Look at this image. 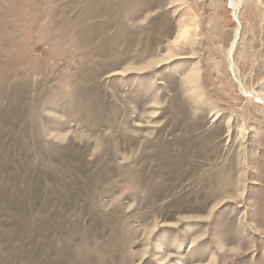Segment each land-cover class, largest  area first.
Masks as SVG:
<instances>
[{"label":"rangeland","instance_id":"374dc122","mask_svg":"<svg viewBox=\"0 0 264 264\" xmlns=\"http://www.w3.org/2000/svg\"><path fill=\"white\" fill-rule=\"evenodd\" d=\"M240 1L0 0V264H264L238 82L264 98V0Z\"/></svg>","mask_w":264,"mask_h":264},{"label":"bare ground","instance_id":"6f19581e","mask_svg":"<svg viewBox=\"0 0 264 264\" xmlns=\"http://www.w3.org/2000/svg\"><path fill=\"white\" fill-rule=\"evenodd\" d=\"M174 1V0H173ZM240 0H230V6L232 7V10L234 12L238 11L239 7H240ZM177 3V2H176ZM238 21V19H236ZM187 21H183V27H182V30L180 31V35L184 36L185 38H183V40L185 41H188V36L190 35V31H191V28H192V25L191 24H188V23H185ZM239 23V21H238ZM182 25V23H181ZM179 38L176 39V40H172L171 44L172 45H176L177 42H178ZM236 46V41L234 40L232 42V45H231V48L229 49V55L231 56L232 55V52L234 51V48ZM180 58L181 56L177 55L176 52H172L171 49L169 51V53L167 54V56H165L164 59L160 60L159 64H163V63H167L168 62L170 63L171 61H173L174 59L176 58ZM239 84H240V89L241 91L244 92L245 95L249 96V97H252L254 100H258L259 102H262L264 104V98H261L260 96L258 95H252L250 94V92H248L244 86L242 85V83H240V80H238ZM146 162V161H145ZM206 166V165H205ZM147 169V168H146ZM202 169V168H201ZM164 173V172H163ZM166 173V172H165ZM165 175V174H164ZM168 176V175H167ZM183 180V179H182ZM193 192V191H192ZM189 193V192H188ZM198 193V192H197ZM159 198V197H158ZM162 198V197H161ZM160 199V198H159ZM192 200V199H191ZM219 206V205H218ZM196 255V254H195ZM188 262V261H187ZM209 263V262H207ZM212 263V262H211ZM195 264V263H194Z\"/></svg>","mask_w":264,"mask_h":264}]
</instances>
